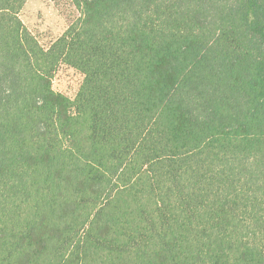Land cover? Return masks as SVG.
Segmentation results:
<instances>
[{
  "label": "trees",
  "instance_id": "trees-1",
  "mask_svg": "<svg viewBox=\"0 0 264 264\" xmlns=\"http://www.w3.org/2000/svg\"><path fill=\"white\" fill-rule=\"evenodd\" d=\"M27 1L0 0V264H264V0H70L48 47Z\"/></svg>",
  "mask_w": 264,
  "mask_h": 264
},
{
  "label": "rangeland",
  "instance_id": "rangeland-1",
  "mask_svg": "<svg viewBox=\"0 0 264 264\" xmlns=\"http://www.w3.org/2000/svg\"><path fill=\"white\" fill-rule=\"evenodd\" d=\"M78 17L70 0H28L20 12L25 27L43 47L59 38ZM82 79L78 71L59 64L53 74L52 88L73 99Z\"/></svg>",
  "mask_w": 264,
  "mask_h": 264
}]
</instances>
